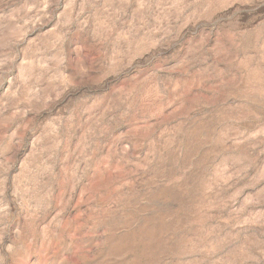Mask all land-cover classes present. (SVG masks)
<instances>
[{
    "label": "rangeland",
    "instance_id": "rangeland-1",
    "mask_svg": "<svg viewBox=\"0 0 264 264\" xmlns=\"http://www.w3.org/2000/svg\"><path fill=\"white\" fill-rule=\"evenodd\" d=\"M0 264H264V0H0Z\"/></svg>",
    "mask_w": 264,
    "mask_h": 264
}]
</instances>
